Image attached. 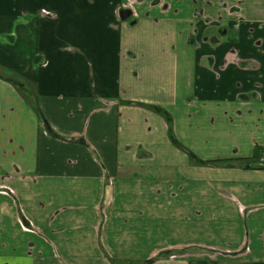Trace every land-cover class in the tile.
Masks as SVG:
<instances>
[{
	"label": "crops",
	"instance_id": "1",
	"mask_svg": "<svg viewBox=\"0 0 264 264\" xmlns=\"http://www.w3.org/2000/svg\"><path fill=\"white\" fill-rule=\"evenodd\" d=\"M0 66V264H264V0H0Z\"/></svg>",
	"mask_w": 264,
	"mask_h": 264
},
{
	"label": "flooded vegetation",
	"instance_id": "2",
	"mask_svg": "<svg viewBox=\"0 0 264 264\" xmlns=\"http://www.w3.org/2000/svg\"><path fill=\"white\" fill-rule=\"evenodd\" d=\"M132 1H140V0H132ZM123 13H130V16L128 18H126L125 20L122 19V14ZM120 18L122 21H126V20H131L136 18V12L133 8L128 7H124L121 12H120Z\"/></svg>",
	"mask_w": 264,
	"mask_h": 264
},
{
	"label": "rangeland",
	"instance_id": "3",
	"mask_svg": "<svg viewBox=\"0 0 264 264\" xmlns=\"http://www.w3.org/2000/svg\"><path fill=\"white\" fill-rule=\"evenodd\" d=\"M40 17L41 18H51V14L48 11L43 10L40 12ZM3 39H4V36H3ZM3 72H4V68L2 66H0V73L3 74ZM33 104H35V103H33Z\"/></svg>",
	"mask_w": 264,
	"mask_h": 264
},
{
	"label": "water",
	"instance_id": "4",
	"mask_svg": "<svg viewBox=\"0 0 264 264\" xmlns=\"http://www.w3.org/2000/svg\"><path fill=\"white\" fill-rule=\"evenodd\" d=\"M130 16V13H123L122 14V19L125 20L126 18H128Z\"/></svg>",
	"mask_w": 264,
	"mask_h": 264
},
{
	"label": "trees",
	"instance_id": "5",
	"mask_svg": "<svg viewBox=\"0 0 264 264\" xmlns=\"http://www.w3.org/2000/svg\"><path fill=\"white\" fill-rule=\"evenodd\" d=\"M219 162H221V161H217V162H210L209 164H215V163H219Z\"/></svg>",
	"mask_w": 264,
	"mask_h": 264
}]
</instances>
